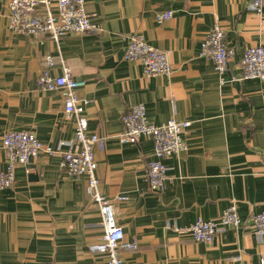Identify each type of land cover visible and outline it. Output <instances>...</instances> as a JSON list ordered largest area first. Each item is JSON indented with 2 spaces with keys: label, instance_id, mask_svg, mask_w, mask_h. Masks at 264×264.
Here are the masks:
<instances>
[{
  "label": "crops",
  "instance_id": "0c3cea01",
  "mask_svg": "<svg viewBox=\"0 0 264 264\" xmlns=\"http://www.w3.org/2000/svg\"><path fill=\"white\" fill-rule=\"evenodd\" d=\"M249 0H85L96 26L68 34L56 43L36 41L7 27L8 6L0 0V171L5 170L2 136L29 131L56 152H41L17 166L12 187L0 192V264H99L104 256L90 248L101 243L97 206L86 194V178L59 167L73 139L75 121L66 117L58 92L35 82L43 57H60L84 86L87 132L105 137L95 149L96 178L113 201L125 242L123 264H264V237L255 236L251 217L264 208V81L234 80L247 47L264 48V9ZM171 11L157 23L155 15ZM215 23L235 54L220 77L211 59L200 55ZM141 35L169 51L171 74L146 77L139 63L123 58L128 37ZM56 65L52 75H59ZM223 79V81L220 80ZM143 104L146 121L190 123L187 149L166 158L167 179L149 190L146 174L153 143L141 137L122 144L121 117ZM127 199L116 201V197ZM231 204L242 225L225 228L211 244L195 242L185 230L200 217L215 220Z\"/></svg>",
  "mask_w": 264,
  "mask_h": 264
},
{
  "label": "built area",
  "instance_id": "2783aa9c",
  "mask_svg": "<svg viewBox=\"0 0 264 264\" xmlns=\"http://www.w3.org/2000/svg\"><path fill=\"white\" fill-rule=\"evenodd\" d=\"M8 6L7 27L13 33L21 34L42 41L49 38L58 42L61 37L72 34L81 35L96 31V26L85 12V0H6ZM248 7L260 13L264 9V0H249ZM172 17L171 11L155 15L157 23H163ZM225 32L215 23L202 42L200 55L212 60L215 71L221 77L235 52L224 40ZM170 52L158 50L139 34H131L123 58L139 63L146 77L157 75L169 76L171 64ZM44 67L36 78V88L58 92L63 100L66 117L75 121L72 140L61 142L67 147L61 155L60 169L71 177L86 178L85 192L98 208L101 216L103 235L101 243L90 248L92 253H99L104 259L99 264H123L120 256L122 249L134 250L137 243L125 242L124 233L116 223L113 201L102 195L96 178L97 163L95 149H103L105 137L87 132V119L84 116L85 101L77 91L84 86V81L74 77L71 67L58 57L45 55ZM59 65L61 73L52 75L51 70ZM241 72L234 80L257 79L264 81V48L260 45L244 49L240 60ZM223 81L222 78H220ZM123 129L117 135L122 144H136L141 137L149 138L153 143L151 160L147 165V184L152 192H159L167 179V167L163 161L178 155L187 149L186 130L190 123L170 119L156 126L146 121V109L141 103L131 106L129 112L121 117ZM2 149L5 155V170L0 171V192L12 187L15 182L14 171L17 166L26 167L30 160L41 152L52 155L56 151L44 146L29 131H8L2 136ZM124 196L116 201L126 200ZM242 221L236 205L231 204L215 220L205 221L198 217L185 231L195 242L211 244L225 228H239ZM251 228L256 237H264V208L251 217Z\"/></svg>",
  "mask_w": 264,
  "mask_h": 264
}]
</instances>
